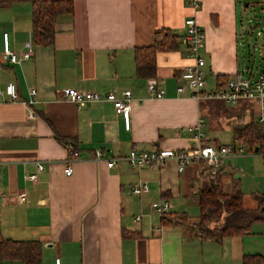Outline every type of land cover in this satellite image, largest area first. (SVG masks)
I'll return each mask as SVG.
<instances>
[{"label":"crops","instance_id":"crops-1","mask_svg":"<svg viewBox=\"0 0 264 264\" xmlns=\"http://www.w3.org/2000/svg\"><path fill=\"white\" fill-rule=\"evenodd\" d=\"M32 1L43 0L0 7V88L15 83L25 101L32 99L31 90L37 92L33 105L0 97V197L7 199L0 200L3 236L40 241L43 264H54L58 258L62 264H244L246 257L264 258V221L254 223L249 234L221 242L196 234L199 207L193 215L189 206L197 205L200 163L183 173L173 160L139 171L124 160L108 167L111 159L126 157L132 150L189 149L193 143L183 131L199 120L207 131L205 118L219 112L216 106L227 104L178 95L176 75L192 64L183 37L185 22L194 18L206 32L202 56L208 79L216 85L218 77H234L245 67L241 49L245 59L246 35L253 28L244 19L256 0H198L199 11L190 7L192 0H71L74 15L59 19L54 44L35 46L30 61L4 62V34L18 55L32 39ZM159 29L182 38L178 51L158 56L157 80L166 96L154 100L147 91L148 79L136 74L134 50L151 46ZM66 89L119 96L131 91L130 129L111 103L78 109L64 99ZM214 89L207 85L206 91ZM257 113L251 102L243 100L233 105L229 116L234 127L239 118L248 124L253 117L251 122H256ZM57 136L78 150V157L69 163L70 176L65 168L71 150ZM99 150L104 153L101 159L95 154ZM37 163L44 165V171L33 183L27 176L36 173ZM226 164L223 168L230 176L225 182L233 187V181L241 180ZM139 183L148 184L150 192L135 195ZM20 194H26L25 204L14 201ZM161 199L169 200L172 213L186 221L162 225L163 216L152 207ZM243 205L251 211L260 208L252 196L244 195ZM0 264L22 263L3 260L0 252Z\"/></svg>","mask_w":264,"mask_h":264},{"label":"built area","instance_id":"built-area-1","mask_svg":"<svg viewBox=\"0 0 264 264\" xmlns=\"http://www.w3.org/2000/svg\"><path fill=\"white\" fill-rule=\"evenodd\" d=\"M190 7L195 11H199L201 4L198 0H192ZM31 38L26 45V50L18 55L9 48V35L7 33L4 34L5 48L3 61L9 64H20L32 60L35 44L33 35ZM184 41L187 45L188 58L192 61V64L187 66L177 79L176 90L178 95L180 97L189 95L198 102L208 99H218L230 105H237L243 100L249 101L258 112L257 119L259 120V124L264 127V69L259 74H256L248 67H243L223 87H217L213 91L207 92L208 75L205 71L206 61L202 56V51L206 46V32L194 18H189L185 22ZM147 91L150 98L154 100L163 99L166 96L165 89L157 79L148 80ZM30 96L32 98L30 101L21 100L17 85L13 82L8 83L4 89L0 88V97L6 98L10 102L23 101L24 104L33 105L35 103L34 99L37 98L36 90H31ZM63 97L66 101L75 104L78 109L90 103L109 102L114 106L116 113L123 118L126 129H130L133 97L131 91H125L122 93V96H119L116 92L102 95L96 92L66 89L63 91ZM183 132L190 137L193 143L187 150L163 148L132 150L126 157L111 159L108 167L113 168L118 161L124 160L130 168L139 171L148 166H163L167 161L173 160L178 163V171L183 173L186 167L203 162L211 168L210 172L215 175L223 168L226 160L243 158L246 151L249 154H260L264 158V144L261 147L253 148L225 145L218 147L215 144L211 145L212 142L205 132L203 120H199L194 127L185 128ZM256 150L258 151L256 152ZM95 154L97 159H101L104 156L101 150ZM71 159L74 158L70 157L66 162L65 174L67 176L72 174V168L69 166ZM2 164L0 152V166ZM43 171L44 165L37 163L36 173L27 176V180L37 183L38 174ZM148 192H150V187L146 183H139L133 189V193L139 196ZM0 200L6 202L7 199L1 196ZM14 201L19 204H25L27 196L26 194H20L14 198ZM152 207L161 216L171 213L173 208L171 202L167 199H161L153 203ZM54 264H62L61 259H56Z\"/></svg>","mask_w":264,"mask_h":264},{"label":"trees","instance_id":"trees-1","mask_svg":"<svg viewBox=\"0 0 264 264\" xmlns=\"http://www.w3.org/2000/svg\"><path fill=\"white\" fill-rule=\"evenodd\" d=\"M22 1L24 0H0V7ZM74 12L75 7L71 0L32 1V35L35 46L47 47L54 44L59 19L63 16H73ZM181 38L169 29L155 31L151 46L138 47L134 50L137 76L148 80L157 79L158 56L178 51ZM184 69L176 75V79L181 76ZM229 79L228 76L218 77L216 86L223 87ZM262 127L256 122L235 124L234 142L225 146L261 147L264 144ZM57 140L71 150V158L78 157V150L73 147L72 142L60 136H57ZM200 164L202 173L200 181L195 185L194 193L200 210L197 234L200 238L221 242L226 237L244 236L250 233L254 223L264 221V195H254V199L260 205L259 211L245 209L244 193L239 181H233L231 192L225 191V178L230 176V171L222 168L213 175L207 164L203 162ZM177 221V214L171 212L163 216L162 225L182 224L181 221ZM0 252L3 260L19 261L22 264H43V244L40 241L13 240L0 232ZM244 264H264V258L246 257Z\"/></svg>","mask_w":264,"mask_h":264},{"label":"rangeland","instance_id":"rangeland-1","mask_svg":"<svg viewBox=\"0 0 264 264\" xmlns=\"http://www.w3.org/2000/svg\"><path fill=\"white\" fill-rule=\"evenodd\" d=\"M250 4L251 6L246 10L247 19H244V21L249 27L251 26V28H253V31L246 35V38H249L246 46L247 56L243 59L244 52L243 49H241L240 59L241 64H244L245 67H248L254 73L259 74L264 69V0H256ZM259 32L263 34L260 36ZM207 80L208 86H212L214 89L216 87V85H214L215 83H213L211 79H208V77ZM215 108L219 112H216V115L212 118H205L206 134L212 141L218 140L221 144L232 145L234 142L233 119H231L229 113H231L233 105L227 104L226 107L221 105ZM227 113L228 115H226ZM252 120L253 117L252 119L249 118L247 122L249 123ZM254 120L259 124V120L255 116ZM237 123L244 124L242 118H239L236 121V124ZM262 128L264 130V127ZM212 144L214 145V143H211V145ZM225 163L235 172L238 179L241 180V189L245 196L254 197V195L264 192V158L260 154H249L246 151L243 158L228 159ZM198 165L200 166L201 164ZM224 188L226 192H231L232 185L230 181L225 182ZM197 211V205L189 206V212L193 215L197 214ZM177 220V222L181 221L182 223L186 221L185 217L180 215H177ZM194 228L196 234H199L198 223Z\"/></svg>","mask_w":264,"mask_h":264},{"label":"water","instance_id":"water-1","mask_svg":"<svg viewBox=\"0 0 264 264\" xmlns=\"http://www.w3.org/2000/svg\"><path fill=\"white\" fill-rule=\"evenodd\" d=\"M258 150H256V152H257Z\"/></svg>","mask_w":264,"mask_h":264}]
</instances>
